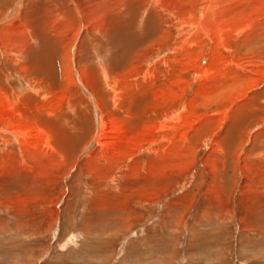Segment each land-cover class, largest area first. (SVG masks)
<instances>
[{
    "label": "rangeland",
    "instance_id": "1",
    "mask_svg": "<svg viewBox=\"0 0 264 264\" xmlns=\"http://www.w3.org/2000/svg\"><path fill=\"white\" fill-rule=\"evenodd\" d=\"M230 1L0 0V264H264V2Z\"/></svg>",
    "mask_w": 264,
    "mask_h": 264
},
{
    "label": "bare ground",
    "instance_id": "2",
    "mask_svg": "<svg viewBox=\"0 0 264 264\" xmlns=\"http://www.w3.org/2000/svg\"><path fill=\"white\" fill-rule=\"evenodd\" d=\"M222 1H224V0H203V3H202V5H204L205 6V8H207V9H209L210 8V10L213 12L214 11V8L216 9V6H217V4L218 5H222V4H220ZM237 1V0H236ZM236 1L234 2V3H236ZM241 1V0H240ZM246 1V0H245ZM247 1H249V0H247ZM229 2V1H228ZM230 2H232V0L230 1ZM261 2H264V0H261ZM225 3H227L226 1H225ZM233 3V4H234ZM240 3V2H239ZM237 4V3H236ZM224 5V4H223ZM264 5V4H263ZM234 7V6H233ZM229 8V7H228ZM204 10H206V9H204ZM224 11V10H223ZM212 12H211V14H212ZM219 12V11H218ZM208 13V12H207ZM213 13H215V12H213ZM202 14V13H201ZM210 14V15H211ZM220 14V13H219ZM210 15H207V16H210ZM215 15V14H214ZM224 15V14H223ZM211 16H213V15H211ZM202 17V16H201ZM224 17V16H223ZM214 18V17H213ZM129 19H132V18H129ZM235 19V18H234ZM207 20V19H206ZM209 20H213V19H208V21ZM202 21V20H201ZM222 22V21H221ZM221 22H219V23H221ZM218 23V24H219ZM235 23V22H234ZM118 24V30L116 31V34H118L119 35V40H117L116 42H125V41H130V40H133L135 43H140V39L139 38H141L140 36H138V35H134V23L133 22H131L130 23V21H127V22H122L121 24L120 23H117ZM207 24V23H206ZM236 24V23H235ZM198 25V24H197ZM209 25H210V22H209ZM209 25H208V27H209ZM212 25H214V23L212 24ZM217 25V24H216ZM215 25V26H216ZM223 25V24H222ZM199 26V25H198ZM214 26V27H215ZM202 27V26H201ZM211 27V26H210ZM213 27V26H212ZM211 27V31L213 30V28ZM219 27V26H218ZM217 27V28H218ZM221 27V26H220ZM222 27H224V26H222ZM143 28V27H142ZM150 27H149V25H147V28H146V30L147 29H149ZM153 27H151L150 28V31H149V35H151V33L153 34V32H152V29ZM216 28V27H215ZM214 28V29H215ZM136 29H138V28H136ZM202 29V28H201ZM218 29H220V28H218ZM220 30H222V29H220ZM220 30L219 31H217V33L218 34H216V36H218L219 35V32H220ZM137 31V30H136ZM138 32H141V31H138ZM214 32V31H213ZM146 33H148L147 31H146ZM214 33H216V32H214ZM222 35V34H221ZM147 36V35H146ZM146 36H145V38H146ZM127 37V38H126ZM221 37V36H220ZM217 38H219V36L217 37ZM142 39V38H141ZM131 42V41H130ZM127 43V42H126ZM132 43V42H131ZM122 46V45H121ZM131 46V45H130ZM122 49H121V51H123L124 49H123V47H121ZM126 48H127V46H126ZM120 52V51H119ZM121 53V52H120ZM119 57V56H118ZM117 59V58H116ZM105 78V77H104ZM108 79V78H107ZM106 82V81H105ZM114 99V98H113ZM112 126H111V124L109 125V128L110 129H113V128H111ZM19 128V127H18ZM104 131V129H101L100 130V132H103ZM106 132V131H105ZM16 135V134H15ZM106 135H108V134H106ZM106 138H108L107 136H106ZM104 142V144H108L110 141L109 140H105V141H103Z\"/></svg>",
    "mask_w": 264,
    "mask_h": 264
}]
</instances>
